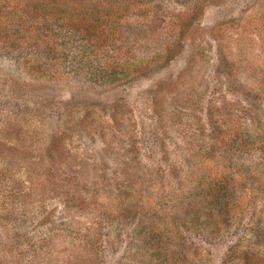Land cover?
I'll return each mask as SVG.
<instances>
[{
	"label": "rangeland",
	"instance_id": "374dc122",
	"mask_svg": "<svg viewBox=\"0 0 264 264\" xmlns=\"http://www.w3.org/2000/svg\"><path fill=\"white\" fill-rule=\"evenodd\" d=\"M59 3L99 40L73 15L54 50L25 46ZM1 13L0 264H264V146L237 149L264 142V0Z\"/></svg>",
	"mask_w": 264,
	"mask_h": 264
},
{
	"label": "trees",
	"instance_id": "16d2710c",
	"mask_svg": "<svg viewBox=\"0 0 264 264\" xmlns=\"http://www.w3.org/2000/svg\"><path fill=\"white\" fill-rule=\"evenodd\" d=\"M45 6H47V5H45ZM16 8L17 7H15V9ZM40 11H42V10H40ZM76 12H77V14L75 13V10L74 11L72 10L71 5L65 6V5L60 4V3L57 4V6L53 5V7L48 12L44 11L43 15H45L49 21L52 19L54 21V25H57V28H56V26H52L51 24L47 25L44 29V36L42 38L36 37V35H34V33H36V32L33 30V27L36 28L37 26H39V25L35 26V24L37 22H32L29 26L26 27V23L28 22L29 12L27 11V12L21 13L20 15L22 18L23 25L21 26L20 31L23 33L28 32L31 29L34 31V33L31 35V37H33L32 39L27 38V39L23 40L25 46H36V45H38V46L47 47L50 50H54L56 47L53 44V42L55 44H57L56 42L60 36V33H64L65 31H68V30H66V28H68V29L71 28V22H73V19H74L73 15H76L75 21L78 25H80V26L84 25V29H87L88 31H93V33H97L98 21H99L100 17H90V12L87 11V9H85L84 7H81V10L78 9ZM0 15L1 16H7L6 13H1ZM71 35H72V32H71ZM1 36H2V33L0 32V37ZM65 37L66 36L64 35V38ZM68 38H70V36H68ZM99 38H100V33L98 32L97 37L95 39L99 40ZM78 39H82V40H79L81 44L77 47V49H81V48H83V46L86 45L88 40L84 37H79V38L75 37L72 39V44H74L76 42V40H78ZM40 41H42V43H40ZM61 54L64 58L68 57V54H67V52H65L64 49L62 50ZM79 57H83V54L80 53ZM109 68H110V66H108L106 68V71H105L106 74H110ZM246 142H250L249 143L250 147H249V149L247 148L248 151L254 150L256 148L260 149L264 146V142H262V141H256L255 140L252 142L249 139L246 140V138H245L237 146V149H239V151H242L244 149V145ZM212 188L215 189L216 192H222L223 189L225 188V186L223 185V182L217 181V182H215V185L212 186ZM209 193L211 194V192H209ZM217 195H218V193L216 194V196ZM213 199H215L214 196H213ZM217 201H218V199L216 198V203H217ZM216 206H218V205H216ZM248 206H252V205H246V208Z\"/></svg>",
	"mask_w": 264,
	"mask_h": 264
}]
</instances>
